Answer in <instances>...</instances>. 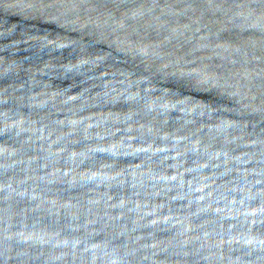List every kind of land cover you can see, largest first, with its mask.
<instances>
[{
    "label": "water",
    "instance_id": "obj_1",
    "mask_svg": "<svg viewBox=\"0 0 264 264\" xmlns=\"http://www.w3.org/2000/svg\"><path fill=\"white\" fill-rule=\"evenodd\" d=\"M0 264H264V0H0Z\"/></svg>",
    "mask_w": 264,
    "mask_h": 264
}]
</instances>
